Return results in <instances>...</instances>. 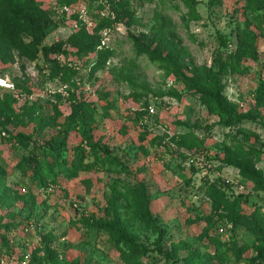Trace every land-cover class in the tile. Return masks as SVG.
I'll list each match as a JSON object with an SVG mask.
<instances>
[{
	"label": "rangeland",
	"instance_id": "rangeland-1",
	"mask_svg": "<svg viewBox=\"0 0 264 264\" xmlns=\"http://www.w3.org/2000/svg\"><path fill=\"white\" fill-rule=\"evenodd\" d=\"M196 1L199 19L191 20L182 0H38L53 22L43 44L61 40L66 55L52 67L10 51V62L0 63V99L17 114L33 103L45 105L47 115L51 104L68 115L72 94L93 101L92 142L107 147L128 171L110 166L102 152L85 145L91 155L84 163L97 159V166L60 179L47 193L50 183L33 187V176L22 177L15 168L26 149L9 135L28 136L33 124L0 123V223H20L9 239L0 229V251H29V264H127L108 235L78 229L83 212L119 220L148 249L144 264H264V229L233 225L230 213L208 194L211 185L230 200L247 194L245 211L255 207L264 221V190L243 174L264 179V107L256 100L264 80V11L255 21L242 13L243 0ZM106 18L111 23L102 24ZM133 38L164 60L138 55ZM250 39L255 55L247 58ZM93 43L99 45L89 47ZM168 57L185 72L213 70L205 83L222 88L223 118L169 72ZM55 130L47 127L32 140L39 145ZM80 141L70 133L68 158ZM137 182L145 185L147 222L137 218L127 195ZM45 234L58 260L42 256Z\"/></svg>",
	"mask_w": 264,
	"mask_h": 264
},
{
	"label": "trees",
	"instance_id": "trees-1",
	"mask_svg": "<svg viewBox=\"0 0 264 264\" xmlns=\"http://www.w3.org/2000/svg\"><path fill=\"white\" fill-rule=\"evenodd\" d=\"M243 1V14L253 16L255 21L262 19L260 11H264V0ZM182 3L187 9L186 17L188 19H199L196 0H182ZM101 23L108 24L111 23V20L109 18L102 19ZM52 25L49 12L41 8L38 0H0V63L8 64L10 62L9 52L17 51L27 61L33 62L42 58L46 62H52V67L58 65V58L66 55L63 41L57 40L50 45L43 44ZM133 44L138 55L147 54L154 62L164 60L158 53L150 51L148 46L142 44L139 39L133 38ZM98 45V43H93L89 47ZM254 46V40L250 39L246 44L247 58L254 57ZM165 61L170 68L169 72L179 78L187 90L198 94L212 114L222 118L225 116V110L220 107L218 101V95L222 90L219 83H205L206 79L215 76L210 67H193L185 72L183 66L173 58L168 57ZM256 100L259 107H264V80L261 81L256 91ZM45 108V105L33 103L28 107H22L20 113L17 114L11 110V104L8 101L0 99V123L3 126L20 123L33 124V132L28 136L22 133L14 135L9 133L11 140L26 149V153L18 160L15 168L22 177L30 176L29 178H32L31 176H33L31 180L33 187H46L48 183L59 186L60 179L72 180L78 178L82 171L94 169L97 166V159L93 163H84V160L91 155V151L94 153L96 151V154L98 151L102 152L110 166L119 168L120 172L128 171L127 165L116 157H112L107 147H101L99 143L92 142V129L88 125L94 120L97 110L93 101L78 98L72 94L68 115H64L55 104H51L49 107L51 115L46 114ZM47 127H55L54 134L39 145L34 143L32 140L34 135L40 134ZM71 132L79 135L81 141L70 149L71 157L68 158L66 156V153L69 152L67 138ZM150 142L152 143L153 139ZM85 145L89 147L90 152L84 149ZM243 174L249 176L256 183V190H264V179L260 175L247 171H243ZM127 190H130L127 192L130 201L138 209L137 218L147 222L149 219H147L145 185L142 182H137ZM208 194L217 205H223L226 213H230L233 225L252 226V230L259 227L264 229V221L255 207L251 212L245 211V207H249V195L239 194L230 200L215 185L209 187ZM75 206L78 208V205L75 204ZM141 210L145 212V215ZM79 217L78 229L84 231V234L102 233L108 235L119 248L120 255L127 264H144V259L149 255L148 249L139 245L132 235L126 232L119 220L108 221L94 215H85L83 212ZM19 225L20 223H0V229L9 239V233ZM42 238L41 248H39L42 256H45L46 261L58 260L59 254L50 248L52 240L50 234L42 235ZM1 245L0 249H2ZM15 255L10 246L0 254V259ZM167 259H170L168 255ZM33 260L34 254H32L31 262Z\"/></svg>",
	"mask_w": 264,
	"mask_h": 264
},
{
	"label": "built area",
	"instance_id": "built-area-1",
	"mask_svg": "<svg viewBox=\"0 0 264 264\" xmlns=\"http://www.w3.org/2000/svg\"><path fill=\"white\" fill-rule=\"evenodd\" d=\"M150 114L154 113V110L152 107H150L148 109ZM55 186L53 184H49L46 187V192L50 193L52 191H54ZM22 192H25V188L21 189ZM30 259H31V252L27 251L25 253H22L20 256H11V257H6V258H2L0 259V264H29L30 263Z\"/></svg>",
	"mask_w": 264,
	"mask_h": 264
}]
</instances>
